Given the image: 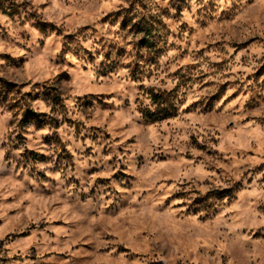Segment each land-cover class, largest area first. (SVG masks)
I'll list each match as a JSON object with an SVG mask.
<instances>
[{"label": "rangeland", "instance_id": "374dc122", "mask_svg": "<svg viewBox=\"0 0 264 264\" xmlns=\"http://www.w3.org/2000/svg\"><path fill=\"white\" fill-rule=\"evenodd\" d=\"M0 264H264V0H0Z\"/></svg>", "mask_w": 264, "mask_h": 264}, {"label": "trees", "instance_id": "16d2710c", "mask_svg": "<svg viewBox=\"0 0 264 264\" xmlns=\"http://www.w3.org/2000/svg\"><path fill=\"white\" fill-rule=\"evenodd\" d=\"M167 93H164V92H153L152 95H151V98H152V101L153 102H156L157 105H160L162 104V102L164 103V105H161L160 108H157V110H154V111H150V110H143V114L149 118V119H157V118H161V117H164L166 115L169 114V111L170 109L168 108L169 105L167 104V100H166V95Z\"/></svg>", "mask_w": 264, "mask_h": 264}]
</instances>
